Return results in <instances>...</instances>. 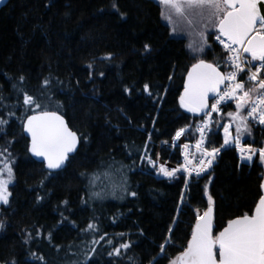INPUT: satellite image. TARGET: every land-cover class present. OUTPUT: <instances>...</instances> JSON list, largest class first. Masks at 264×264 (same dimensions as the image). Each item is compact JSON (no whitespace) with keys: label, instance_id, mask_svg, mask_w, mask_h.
<instances>
[{"label":"trees","instance_id":"1","mask_svg":"<svg viewBox=\"0 0 264 264\" xmlns=\"http://www.w3.org/2000/svg\"><path fill=\"white\" fill-rule=\"evenodd\" d=\"M214 34L208 33L202 55L192 53L185 37L172 35L156 0H8L0 9V95L8 104L16 103L12 85L21 86L18 78L24 76L22 87L47 110L65 115L81 140L67 165L50 173L28 151L23 119L31 111L13 109L16 116L0 126V149L7 147L15 161L10 204H0L5 223L0 264H83L90 247L85 242L92 235L80 230L90 221L100 227L97 239L106 232V240L131 242L132 247L109 257L111 246L101 241L88 264H132L130 256L136 264H149L161 244L165 251L156 264H169L186 247L197 212L208 207V195L214 201V234L230 219L252 213L262 195L264 166L258 156L248 163L235 148L221 151L211 172L188 183L177 221L184 178L160 177L140 159L147 142L153 157L160 154L159 162L171 168L181 164V148L171 144L172 137L181 127L193 131L199 119L179 104L185 75L201 58L226 69ZM146 43L150 52L144 51ZM108 53L111 60L101 59ZM45 78L51 80L47 89L42 88ZM145 83L151 95L143 91ZM232 104L215 117L207 148L223 144ZM7 111L0 107V116L7 118ZM251 131L246 142L264 147V128L251 126ZM164 141L168 143L161 145Z\"/></svg>","mask_w":264,"mask_h":264},{"label":"snow or ice","instance_id":"2","mask_svg":"<svg viewBox=\"0 0 264 264\" xmlns=\"http://www.w3.org/2000/svg\"><path fill=\"white\" fill-rule=\"evenodd\" d=\"M3 0H0L2 3ZM160 3L168 8V13H161L162 17L173 23V14L186 20L189 26L200 25L198 36L200 43L198 48L193 49L203 53L208 47L209 29H214L217 33L215 39L223 46L226 52L225 65L232 71L221 72L218 64L206 62L204 59L197 60L191 65L184 81V90L179 97L180 107L191 113H203L205 120L201 125H197L200 133V140L197 141V150L200 152L198 164H193L189 159V153L184 151V163L175 168H170L167 163H159L160 154L155 157L149 153L147 142L143 146V154L140 156L142 161H147L157 174L169 179L175 178L178 173H185V188L188 186V177L193 173L200 176L212 167L213 162L221 150L229 145H235L240 153L241 161L252 163L254 157L258 155L259 162L264 166V147L253 148L251 145L242 146L241 141L245 135H251L249 120H255L260 125H264V0H160ZM112 8L119 12L118 7L113 3ZM121 18H125L126 13L119 12ZM176 33V28H172ZM193 48L191 44L188 45ZM144 51L150 52L151 46L144 45ZM113 54L108 53L101 57L103 60H111ZM255 62V63H254ZM92 67L91 64L88 65ZM254 69V70H253ZM247 72V81L253 87H245V82L238 80L241 73ZM102 76L103 73H100ZM171 76L169 79L171 80ZM25 80L20 76L18 81L21 86L13 84L12 87L17 93V101L8 104L3 95H0V107L7 108L5 116H0V126H7L9 120L16 116L19 107H23L25 112L31 111V115H26L23 119V130L29 135L30 143L28 151L36 156L43 158L46 168L51 173L52 170L61 169L69 154L77 150V145L81 137L77 132L69 128L64 116L57 111L47 110V105H42L38 98L30 95L22 85ZM51 86V80L45 78L42 88L47 89ZM223 86V91H221ZM126 91H130L126 89ZM143 91L151 95V88L148 83L143 85ZM22 94V102L19 96ZM212 94L214 103L209 105V95ZM43 95V93H41ZM50 99V98H49ZM235 101L234 112H228L230 122L223 125L224 141L217 148H201L205 142V131L210 130L212 113H220L221 105L227 101ZM210 109V110H209ZM246 110V114H244ZM235 125V135L230 132L232 125ZM190 129L181 127L175 131L172 137V144L178 141L181 136ZM151 140V135L148 137ZM165 144L168 141H164ZM187 144L183 149H187ZM14 158L7 147L0 149V204L9 205L12 193L9 186L14 183L15 175L13 171ZM6 174V175H5ZM95 176V174H93ZM99 179V177H95ZM95 179L90 183L94 184ZM43 181H41V184ZM264 189V183L260 185ZM126 191V188H122ZM207 193V185H205ZM97 198L101 193L96 192ZM115 195V192H113ZM130 195L135 197L136 192ZM184 193L181 192V201ZM43 197L38 196L37 200ZM67 204L68 201H64ZM213 204L211 195H208V207L200 214H196V222L192 227L191 237L187 241L186 247L169 264H264V195H260L252 214L245 213L234 219H230L227 225L218 233L213 231ZM5 227V223L0 221V229ZM85 235L91 234L92 239L85 242L89 250L85 253L83 264H88L92 255L96 252V245L101 241L111 246L108 252L109 257H120L131 247V242L115 245L113 240L107 239L108 233L96 236L100 233V227L95 221H90L85 228L80 230ZM172 229L169 228V232ZM42 233L37 230L36 235ZM31 237V233L27 234ZM123 237L124 233L118 234ZM51 239V233L48 234ZM28 240H25L27 243ZM167 243V241H166ZM59 247V246H57ZM71 248V245L69 246ZM160 253L153 257L149 264H156L160 254L165 251V244L159 246ZM75 255L76 253H72ZM38 261H44L42 255L37 257L36 253L31 254ZM132 264H136L134 257H128ZM5 264H16L15 260L5 262ZM72 264H78L73 261Z\"/></svg>","mask_w":264,"mask_h":264},{"label":"rangeland","instance_id":"3","mask_svg":"<svg viewBox=\"0 0 264 264\" xmlns=\"http://www.w3.org/2000/svg\"><path fill=\"white\" fill-rule=\"evenodd\" d=\"M156 1H157V3L160 5L161 13L164 12L165 14H167L168 11H169L168 8L165 7L164 5H162V4L160 3V0H156ZM161 18H162V20H163V21H164V22L170 27V31H171L172 35H174V36H183V37H185V38L187 39V47H188L189 44H191V45L193 46L192 49H190V48L188 47V49H189L192 53L197 54V55H202V54H203V53L201 54V53H199V52L193 50V49L198 48L199 43H200V39H199V36H198V34H197L198 31L200 30V25L189 26V25L186 23V20H184V19H182V18H180V17H177L175 14H173V23H172V24H169L168 21L162 17V15H161ZM173 27L176 28V33H175V34L172 32V28H173ZM212 31H215V30L210 28V29H209V32H212ZM232 107H234V108H230V109L228 110V112H234V111L236 110V108H235V103L232 104ZM228 112H227V113H228ZM244 114H246V111L244 112ZM229 122H230V119H227V121L225 122V124H227V123H229ZM232 126H235V125L233 124ZM249 126H250V128H251V124H250V123H249ZM193 132H194V131H190V130L186 131V132L181 136V138H180L178 141H176V142H180V141H183V140H187V139L192 138V137L194 136ZM230 132H231V134H232L233 136L235 135V129H234V128L231 127ZM222 133H223V129H222ZM252 133H253V131H251V135H247V134H246L245 137L242 139L241 143L246 142V140H248V139L251 140V139H252ZM223 135H224V134H223ZM185 138H186V139H185ZM164 144H165L164 142L161 143V145H164ZM246 144H247V143H246ZM249 144H250V142H249ZM190 148H191V147H188L186 150L184 149V151H187L188 153H189V152L198 151V150H196V149H194V151H192V150H190ZM195 148H197V145L195 146ZM227 148H232V147L229 146V147H227ZM224 149H226V148H224ZM224 149H223V150H224ZM223 150H221V151H223ZM220 153H221V152H220ZM220 153H219V154H220ZM190 154H191V153H189V159L192 160V163H193L194 165H195V164H198V163H199V159L201 158V157H200V152L198 151L197 154H194V153H192V155H190ZM218 157H219V155L217 156L216 160L213 162L212 167H211L210 169H208L206 172L202 173L201 175H203V174H207L208 172H211V170H212L214 164L216 163ZM159 163H161V162H159ZM181 164H182V163H181ZM170 168H171V167H170ZM172 168H173V167H172ZM5 175H6V174H5ZM157 175L160 176V177H163V176H161V175H159V174H157ZM177 175H181V176L184 178V181H185V179H186V174H185V173L181 172V173H178ZM194 177H197V176L195 175V173H193V175L191 176V178H194ZM164 178H167V177H164ZM189 178H190V177H188L187 179H189ZM184 188H185V186H184ZM9 191H10V186H9ZM184 191H185V189H184ZM184 191H183V193H184ZM184 202H185V199H184V197H183V201H181V199H180V208H182V205H183ZM203 212H204V211H203ZM203 212H200V214H202Z\"/></svg>","mask_w":264,"mask_h":264},{"label":"water","instance_id":"4","mask_svg":"<svg viewBox=\"0 0 264 264\" xmlns=\"http://www.w3.org/2000/svg\"><path fill=\"white\" fill-rule=\"evenodd\" d=\"M8 0H3V2L2 3H0V9L6 4V2H7ZM206 62H209V63H212V62H210V61H208V60H206V59H204ZM197 62V61H196ZM196 62H194V63H196ZM193 63V64H194ZM191 69V66H190V68L188 69V71ZM219 70L221 71V72H224L223 70H221L220 68H219ZM188 71H187V73H188ZM187 73H186V75H185V79H186V77H187ZM185 81V80H184ZM183 86H184V84H183ZM223 88V86H221V89ZM183 90H184V87H183V89H182V91H181V93L183 92ZM181 93H180V95H181ZM180 95H179V97H180ZM211 99H213L212 98V94H210L209 95V105H210V100ZM185 111H187L186 109H184ZM49 111H52V110H49ZM188 112V111H187ZM60 115H62V116H64V119H65V121L67 122V124H68V126H69V123H68V121H67V118L65 117V115H63L62 113H60V112H58ZM189 113H191V112H189ZM32 114V113H31ZM31 114H29V115H31ZM191 114H193V115H196V116H204V114L203 113H191ZM69 128H71L70 126H69ZM72 129V128H71ZM73 130V129H72ZM73 131H75V130H73ZM23 132H24V135L29 139V143H30V137H29V135L23 130ZM76 132V131H75ZM78 134V133H77ZM79 146H80V142L78 143V145H77V150L75 151V152H73V153H70L69 154V158H70V156H72L73 154H75L77 151H78V149H79ZM30 153V152H29ZM30 155L36 160V161H38V162H42L43 164H44V166H45V168H46V165H45V163L43 162V158H40V157H36V156H34V155H32L31 153H30ZM66 164H67V161H66V163H65V165H64V167L66 166ZM63 167V168H64ZM63 168H61V169H57V170H52V171H60V170H62ZM47 169V168H46ZM48 170V169H47ZM262 183H264V176H263V181H262ZM262 195H264V189H262ZM252 213H250L249 215H251ZM178 216H179V214L177 215V217H176V220L178 219ZM236 218V217H235ZM234 219V218H233ZM227 225V224H226ZM225 225V226H226ZM224 226V227H225ZM223 227V228H224ZM222 228V229H223ZM221 229V230H222ZM213 230H214V205H213ZM220 230V231H221ZM170 234H171V232H170ZM161 255V254H160ZM159 255V256H160ZM158 256V257H159Z\"/></svg>","mask_w":264,"mask_h":264},{"label":"built area","instance_id":"5","mask_svg":"<svg viewBox=\"0 0 264 264\" xmlns=\"http://www.w3.org/2000/svg\"><path fill=\"white\" fill-rule=\"evenodd\" d=\"M216 40V39H215ZM217 41V40H216ZM218 42V41H217ZM223 47V46H222ZM224 49V48H223ZM225 51V50H224ZM227 55V54H226ZM254 70V69H253ZM228 71H232V69L230 68V67H228ZM247 75H248V73L247 72H244V73H241L239 76H238V80H246L247 81ZM215 101H213V103H214ZM227 102H229V101H227ZM226 102V103H227ZM226 103H223L222 105H221V108L223 107V105L224 104H226ZM214 114H216V113H212V117H211V121H212V118H213V115ZM206 118V117H205ZM205 118L204 119H202L197 125H201L203 122H204V120H205ZM253 125H255V126H257V127H262L263 125H260L259 123H257L255 120H252V119H250L249 120ZM208 131L209 130H206L205 131V136H206V134L208 133ZM197 133H198V135H197V141L198 140H200V133L197 131ZM229 146H231V147H234L236 150H237V148L235 147V145H229ZM242 146H247V145H245V144H242ZM253 147V146H252ZM253 148H256V147H253ZM190 150H192V151H194V149H190ZM196 150H197V148H196ZM238 151V150H237ZM197 152L198 151H194V152H189V153H191L190 155H192V153H194V154H197ZM183 153H184V151H183ZM183 157H184V155H183Z\"/></svg>","mask_w":264,"mask_h":264}]
</instances>
